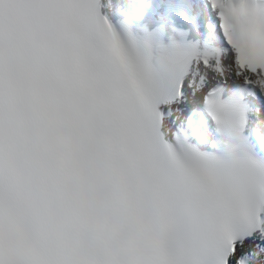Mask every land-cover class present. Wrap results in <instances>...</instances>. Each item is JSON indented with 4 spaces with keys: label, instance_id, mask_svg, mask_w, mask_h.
<instances>
[{
    "label": "snow or ice",
    "instance_id": "obj_1",
    "mask_svg": "<svg viewBox=\"0 0 264 264\" xmlns=\"http://www.w3.org/2000/svg\"><path fill=\"white\" fill-rule=\"evenodd\" d=\"M0 264H264V0H0Z\"/></svg>",
    "mask_w": 264,
    "mask_h": 264
}]
</instances>
